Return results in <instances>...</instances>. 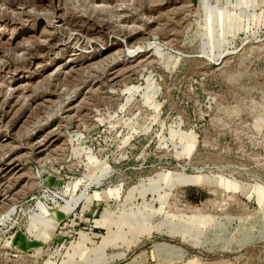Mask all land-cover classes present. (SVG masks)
Returning <instances> with one entry per match:
<instances>
[{"label": "rangeland", "instance_id": "374dc122", "mask_svg": "<svg viewBox=\"0 0 264 264\" xmlns=\"http://www.w3.org/2000/svg\"><path fill=\"white\" fill-rule=\"evenodd\" d=\"M0 264H264V0H0Z\"/></svg>", "mask_w": 264, "mask_h": 264}]
</instances>
